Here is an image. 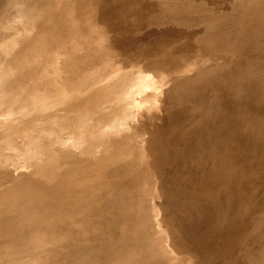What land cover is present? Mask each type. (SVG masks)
Segmentation results:
<instances>
[{"label":"rangeland","instance_id":"rangeland-1","mask_svg":"<svg viewBox=\"0 0 264 264\" xmlns=\"http://www.w3.org/2000/svg\"><path fill=\"white\" fill-rule=\"evenodd\" d=\"M165 1L43 0V15L50 7L70 11L72 16L75 15L76 7H82L81 14H86V18L82 16L81 19L84 30L81 28L82 23L78 21L76 28H72L71 24L70 28L67 25L69 20L65 19V31L68 34H64L73 45L67 56H76L69 60L65 54L68 52L66 42V46L56 42L59 45H51L50 49L45 45L59 33L46 34L37 22L27 24L24 28L15 20H5L6 28H2L4 35L0 34V43L6 42V48L5 45L0 47V264H38L42 261L47 264H86L87 256H102L100 258L104 259L103 264H121V259L142 261L141 264H154L155 260V264H197L198 260L202 264H264V151L262 150L263 154L261 152L264 147V113H260L264 112V97L261 99L264 96V72H260L261 67H264V43L259 45L260 41H264V0H194L188 7H175V4L165 7ZM16 4L13 0L5 12L4 9L0 10V18L16 14L13 13ZM83 9L85 12H82ZM107 14L109 21H102L100 17H107ZM85 22L90 29L85 27ZM173 36L176 37L175 41H172ZM87 39L90 42L91 39L94 40L91 43L94 47ZM22 40L24 41L21 42ZM238 40L245 44L248 41L250 47ZM252 41L253 45L250 44ZM84 44H89L90 49ZM84 46L88 50H84ZM95 48L99 49L95 52ZM58 52L60 54L56 55ZM83 52L87 55L79 56ZM16 55L22 56L23 60L29 58L30 62L21 67L28 78L24 80L23 89H19L21 93L14 95L11 86L14 85L15 73L11 67ZM47 57L51 58V62ZM66 57L71 64H83L85 67L82 68L91 76H82L80 79L82 73L74 71L78 67L73 66L70 71L68 66L61 65L62 59ZM246 58L252 61L248 66L252 63L254 68H248L246 64L249 59ZM236 59L238 63H246L239 66L247 68L244 72L236 64ZM255 60H261L260 68ZM199 61H211L212 63H208L210 66L206 63L211 69L205 63V67L201 65ZM213 61L218 67L230 66L234 71L224 66L223 69H218L215 63V66L212 65ZM219 61H225L228 65H219ZM196 63L202 68L198 65L195 69ZM179 67L182 70L184 68V72ZM214 68L218 71L215 69V72ZM255 69L260 70L259 73L263 75L260 74L258 78L259 73ZM196 70L202 73L198 72L196 75ZM176 71H180L181 75ZM203 73L208 74H205L207 78ZM35 74L48 76L46 79L41 77L44 86L47 82L61 81L60 84L55 83L60 89L56 93L58 96L44 89L42 94L49 92V98L46 93L43 100L36 97L29 102L30 91L24 89L42 91L44 88L39 87V81L34 79ZM64 76L73 80V83L64 80ZM230 78L233 80H229ZM118 87L123 88L124 94L116 92ZM15 97L27 100L16 102ZM129 99L133 100L134 106L121 115L118 108ZM254 108L258 114L254 112ZM251 110L254 111L250 113ZM259 113L263 115V119ZM93 119L94 122L91 121ZM258 120L262 122L260 125ZM214 130H218L217 133ZM235 131L240 133L239 136H234ZM194 144H199L196 145L198 148H194ZM223 148L226 152L221 150ZM250 154L253 157H248ZM257 154V159L261 158V161L256 159ZM252 158L256 164L250 161ZM251 163L255 164L251 166V170L254 171L258 164L257 167L263 166L262 170L259 168L263 172H258L260 170L257 167L258 171L255 170L254 174L247 171L246 168L248 166L249 169ZM225 166H228L227 169L232 167L228 182L231 180L234 184L230 181V186L226 185L228 170L224 169ZM218 170L227 175L224 178L223 172L220 173L222 176L218 174L219 181L224 178L222 181L227 183L224 185L222 182L224 189L213 197L214 192L211 194L208 187H211L214 180L215 185L212 186L221 187L217 174L215 176ZM110 175L113 177L110 178ZM233 175L235 177H231ZM237 175L238 181L235 180ZM117 180L120 181L118 184ZM122 184L126 185L125 189H122ZM204 184L210 192L207 193L208 197L205 194L204 198H181L180 194L183 192L194 187V191L200 190L197 187H204ZM118 185L122 187L119 188ZM179 185L182 192H178ZM115 186L121 190L120 193L117 189L114 190ZM176 190L178 197L174 193ZM116 191L122 201L116 198ZM163 191H166L163 195L167 197L162 195ZM169 191L174 194H166ZM187 193L189 194H185ZM173 196L176 200L169 199ZM125 197L127 201H123ZM193 200L195 208L204 206L207 211L203 209L201 215L196 211L198 208L195 210L194 207L179 211L181 206ZM208 200L211 202H208L209 205L206 203ZM113 201H119V205ZM235 203L234 211L227 213L224 208L229 205L228 211L232 210ZM117 207L123 209L118 211ZM169 223L171 227L167 229ZM144 227H148L151 233ZM192 227H196L197 232L192 230L193 233L190 234ZM133 230L141 233L135 235L138 240V243L134 242L137 243V250H133L129 256L126 247H129L127 241L134 238L131 236L135 233ZM146 231L148 234L155 233L150 237L153 236L159 242L148 237ZM112 234L118 238H114ZM140 234L144 235L141 237ZM145 237L147 241L148 238L150 240L147 242ZM109 238H112L113 243L110 242V246L104 248L102 244H107ZM88 240L92 241L91 245H88ZM169 240L178 246L179 255L173 250ZM37 241L44 246H38ZM57 243L63 245L59 246ZM163 245L167 255L163 254ZM49 247H56V251L59 250L57 255L63 250L64 254L56 257L52 252H45ZM130 247L134 248L132 244ZM155 247L157 250L153 249ZM1 258L6 259L4 261L7 263L1 261Z\"/></svg>","mask_w":264,"mask_h":264},{"label":"bare ground","instance_id":"bare-ground-1","mask_svg":"<svg viewBox=\"0 0 264 264\" xmlns=\"http://www.w3.org/2000/svg\"><path fill=\"white\" fill-rule=\"evenodd\" d=\"M12 1H13V0H0V10L4 9V12H5V11H6V7H8V5H10ZM97 1H100V0H97ZM221 1H222V0H221ZM15 2H16L17 4H16V6H15V10H14L13 13L16 12V14H13V15H10V16L7 14L8 16L5 15V16H2V18H0V34H1V36L4 35V32H3L4 30H3L2 28H6V27L4 26V25H5V24H4L5 20L7 21V20L10 19V22H11V21L13 22V20H15L16 23L20 24V26H21V27H24V28L27 27V24L29 25V24H33L34 22H37V24L41 27V29H42V31H43L44 33H46V34L59 33L58 36H56L55 38H52L51 40H49V41L47 42V44H45V45L47 46V48L49 47V49H50V46H51V45H54V46L56 47V46H58L59 44H62V46H64V45L66 44V45H68L67 50H66V51H68V52L65 53V54H66V56L70 54V51H69V50L73 47V45H72V43H69V42H70V41H69L70 38H69L68 36H65L64 33H67V32H68V31L66 32L65 29H67V25L70 27V24H71V27H72V28H76V26H77V21H78V23H82L81 21H83V20H81V19H83V17L86 18V17H85L86 14L83 13V14L85 15V16H83V15L81 14V12H80V10H81L82 7H76V10H75V12H74V13H75L74 16H72V14L70 13V11H65V10H63V9H59V7H50V8L45 12V14L43 15V13H42V8H43V7H42V2H43V0H15ZM193 2H194V0H166V1L164 2V6H165V7H170V4H175V7H188V6H189L190 4H192ZM222 2H223V1H222ZM226 2H227V0H226ZM251 2H252V1H251ZM219 3H220V2H219ZM249 3H250V2H249ZM263 3H264V2H263ZM260 4H261V2H260ZM245 5H247V4H245ZM245 5H244V6H245ZM257 5H258V4H257ZM215 6H216V4H215ZM242 6H243V5H242ZM263 6H264V5H263ZM263 6H262V7H263ZM136 7H137V6H136ZM160 7H161V6H160ZM248 7H249V6H248ZM262 7H261V8H262ZM88 8H89V7H88ZM97 8H98V7H97ZM117 8H118V7H117ZM130 8H132V7H130ZM133 8H134V7H133ZM145 8H146V7H145ZM150 8H151V7H150ZM240 8H241V7H240ZM255 8H256V6H255ZM258 8H259V7H258ZM102 9H103V8H102ZM108 9H109V8H108ZM147 9H148V8H147ZM250 9H251V8H250ZM256 9H257V8H256ZM99 10H100V9H99ZM104 10H105V9H104ZM155 10H156V9H155ZM155 10H154V11H155ZM161 10H162V9H161ZM161 10H160V11H161ZM263 10H264V9H263ZM95 11H96V9H95ZM97 11H98V10H97ZM110 11H111V10H110ZM133 11H134V10H133ZM245 11H246V10H245ZM82 12H85L84 9H83ZM8 13H9V12H8ZM136 13H137V12H136ZM155 13H156V12H155ZM98 14H99V13H98ZM98 14H97V16H98ZM101 14L103 15L104 12H103V13H100L99 16H101ZM108 14H109V13H108ZM108 14H107V17H106V15H105L104 17H100V18L102 19V21H106V20H108V18H109V17H108ZM117 14H119V13H117ZM140 14H141V13H140ZM89 15H91V14H89ZM120 15H121V14H120ZM82 16H83V17H82ZM94 16H95V14H94ZM94 16H92V17H94ZM112 16H113V15H112ZM114 16H115V15H114ZM136 16H137V15H136ZM87 17H88V16H87ZM89 18H91V17H89ZM97 18H98V17H97ZM65 19L69 20V22H68L67 25L65 24V23L67 22ZM87 19H88V18H87ZM87 19H85L84 21H86ZM1 20H2V21H1ZM93 20H95V19H93ZM99 20H100V19H99ZM64 21H65V22H64ZM72 21H74V22H72ZM87 21H88V23H89V20H87ZM87 21H86V22H87ZM108 21H109V20H108ZM135 21H136V20H135ZM86 22H85V24H86ZM96 22H97V21H96ZM106 22H107V21H106ZM98 23H99V22H98ZM90 24H91V22H90ZM132 24H133V23H132ZM82 25L84 26V24H83V23L81 24V28H83V30H84L85 28L82 27ZM244 25H245V24H244ZM260 25H261V24H260ZM73 26H74V27H73ZM86 26H87V27H86ZM261 26H262V25H261ZM261 26H260V28H261ZM263 26H264V25H263ZM71 27H70V28H71ZM85 27H86V28H89V26H88L87 24L85 25ZM89 29H90V28H89ZM212 29H213V27H212ZM212 29H211V30H212ZM256 29H257V28H256ZM119 30H120V29H119ZM262 30H263V29H262ZM85 31H86V30H85ZM89 31H90V30H89ZM242 31H244V30H242ZM242 31H241V33H242ZM43 32H42L41 34H43ZM78 32H79V31H78ZM114 32H115V31H114ZM169 32L171 33L172 31H169ZM25 33H26V32H25ZM75 33H76V32H75ZM96 33H97V32H96ZM120 33H121V31H120ZM170 33H169V34H170ZM172 33H173V32H172ZM181 33H182V32H181ZM228 33H229V32H228ZM230 33H231V32H230ZM230 33H229V34H230ZM27 34H28V33H27ZM67 34H68V33H67ZM84 34H85V33H84ZM84 34H83L82 36H84ZM109 34H111V33H109ZM113 34H114V33H113ZM116 34H117V33H116ZM178 34H179V33H178ZM178 34H176V36H177ZM248 34H249V33H248ZM263 34H264V33H263ZM88 35H89V34H88ZM90 35H92V34H90ZM94 35H95V34H94ZM111 35H112V34H111ZM111 35H110V36H111ZM173 35H174V33H173ZM64 36H65V37H64ZM113 36H114V35H113ZM117 36H118V34H117ZM117 36H116V37H117ZM119 36H120V35H119ZM178 36H179V35H178ZM178 36H177V37H178ZM180 36H181V34H180ZM183 36H184V33H183ZM183 36H182V37H183ZM229 36H231V35H229ZM229 36H228V37H229ZM240 36L243 37L242 34H241ZM240 36H239V37H240ZM244 36H245V35H244ZM246 36H247V35H246ZM260 36H261V35H260ZM21 37H25V36L21 35ZM77 37L79 38V36H77ZM85 37H86V36H85ZM85 37H84V38H85ZM95 37H96V36H95ZM97 37H98V36H97ZM116 37H115V39H116ZM164 37H165V35H164ZM173 37H174V36H173ZM223 37H224V36H223ZM237 37H238V36H237ZM241 37H240V38H241ZM256 37H257V36H256ZM256 37L254 38V40L256 39ZM263 37H264V35H263ZM86 38H88V37H86ZM109 38H110V37H109ZM117 38H118V37H117ZM119 38H120V37H119ZM166 38H167V35H166ZM175 38H176V37H174V38L172 39V41H173ZM178 38H179V37H178ZM224 38H225V37H224ZM224 38H223V39H224ZM244 38H246V37H244ZM25 39H26V37H25ZM95 39H96V38H95ZM110 39H111V38H110ZM167 39H168V38H167ZM179 39H180V38H179ZM181 39H182V38H181ZM214 39H215V38H214ZM250 39H251V38H250ZM67 40H68L69 42H68ZM87 40H88V42H90L89 39H87ZM92 40H93V39H91V42L89 43L90 45H91V43H92ZM162 40H163V39H162ZM164 40H166V39H164ZM169 40H170V39H169ZM228 40H229V39H228ZM23 41H24V40H22L21 42H23ZM71 41H72V40H71ZM93 41H94V40H93ZM101 41L103 42V39H101ZM109 41H110V40H109ZM111 41H112V39H111ZM166 41H167V40H166ZM174 41H175V40H174ZM238 41H239L240 43H244V46H246V44H247V42H248V41L246 40L247 42H246V44H245V42H242V41H240V40H238ZM243 41H244V39H243ZM54 42H55V43H54ZM56 42L59 43V44H57ZM65 42H66V43H65ZM84 42L86 43L87 41H84ZM88 42H87V43H88ZM167 42H169V41H167ZM230 42H232V41H230ZM236 42H237V41H236ZM53 43H54V44H53ZM64 43H65V44H64ZM81 43H82V41H81ZM97 43H98V42H97ZM97 43H96V44H97ZM99 43H100V41H99ZM99 43H98V44H99ZM114 43H115V42H114ZM114 43H113V44H114ZM260 43H261V45H262V44L264 43V41H263V42L260 41V42H259V45H260ZM5 44H6V42H5V43H4V42H3V43H0V47L3 46V45H5ZM63 44H64V45H63ZM73 44H74V42H73ZM79 44H80V43H79ZM89 44H88V45H89ZM93 44H94V43H93ZM96 44H95V45H96ZM118 44H119V42H118ZM229 44H231V43H229ZM235 44H236V43H235ZM250 44L253 45V41H252ZM66 45H65V46H66ZM84 45L86 46L87 44H84ZM88 45H87V47L89 48L90 45H89V46H88ZM100 45H101V43H100ZM110 45H111V43H110ZM115 45H116V44H115ZM207 45H208V44H207ZM218 45H219V44H218ZM222 45H223V44H222ZM237 45H238V44H236V46H237ZM248 45H249V44H247V47H248ZM252 45H251V46H252ZM261 45H260V46H261ZM85 46H84V50L86 49ZM91 46L94 47V45H91ZM101 46H102V45H101ZM103 46H104V45H103ZM112 46H113V45H112ZM118 46H119V45H117V47H118ZM244 46H240V47L245 48ZM260 46H259V47H260ZM38 47H40V46L38 45ZM98 47H99V46H98ZM106 47H107V46H106ZM110 47H111V46H110ZM113 47H114V46H113ZM117 47H116V48H117ZM219 47H220V46H219ZM231 47H233V44L231 45ZM237 47H238V46H237ZM249 47H250V45H249ZM4 48H6V45L4 46ZM75 48H76V47H75ZM82 48H83V46H82ZM91 48H92V47H91ZM118 48H119V47H118ZM209 48H210V47H209ZM212 48H213V47H212ZM44 49H45V47H44ZM51 49H52V48H51ZM79 49H80V47H79ZM89 49H90V48H89ZM98 49H99V48H98ZM98 49L95 48V49H93V50L96 52V50H98ZM119 49H120V48H119ZM222 49H223V48H222ZM227 49H228V43H227ZM230 49H231V48H230ZM230 49H229V50H230ZM234 49H235V48H234ZM59 50H60V49H59ZM64 50H65V49H64ZM86 50H88V49H86ZM100 50L102 51V49H100ZM100 50H99V51H100ZM114 50H115V49H114ZM117 50H118V49H117ZM40 51H41V50H40ZM44 51H45V50H44ZM44 51H43V52H44ZM61 51H62V50H61ZM66 51H65V52H66ZM101 51H100V52H101ZM118 51H119V50H118ZM215 51H217V50H215ZM54 52H55V51H54ZM56 52H57V51H56ZM71 52H72V50H71ZM95 52H94V53H95ZM104 52H105V51H104ZM218 52H219V49H218ZM227 52H228V51H227ZM37 53L40 54L39 52H37ZM51 53H52V51H51ZM51 53H50V54H51ZM83 53H84V52H83ZM91 53H92V52H91ZM101 53H102V52H101ZM121 53H122V52H121ZM123 53H124V52H123ZM225 53H226V52H225ZM41 54H42V53H41ZM44 54H45V53H44ZM57 54H60V53L58 52V53H56V55H57ZM65 54H64V55H65ZM71 54H72V53H71ZM84 54H85V55H84ZM84 54H82V55L79 54V56H86V55H87L86 52H85ZM89 54H90V53H89ZM89 54H88V55H89ZM42 55H43V54H42ZM42 55H41V56H42ZM46 55H48V54H46ZM46 55H45V56H46ZM92 55H93V53H92ZM254 55H255V54H254ZM254 55H253V57H256L258 54H257L256 56H254ZM60 56H61V55H60ZM70 56H71V57H70ZM70 56H67L68 59H67V57H66V58H63V59L61 58V59L64 61V62L61 61V62H62L61 65L65 64L66 67L68 66L67 68H69L70 71L73 70V66H74V67H78V70H77V69H74V71L76 70L75 72H76L77 74L82 73V74H80V76H79L80 79H82V76H83V77L88 76V75L91 76L90 74H86V73H88V72L85 70V68H82V67L84 66L83 64H71V63L67 62V60H69V59H71V58H76V56H75V55L73 56V54L70 55ZM79 56H78V57H79ZM223 56H226V55H222V57H223ZM52 57H53V56H52ZM64 57H65V56H64ZM216 57H217V56H216ZM250 57H251V56H250ZM250 57H249V58H250ZM258 57H259V56H258ZM21 58H22V59H21ZM38 58H39V56H38ZM40 58H41V57H40ZM47 58H49L50 61H49V59H48V60H46L45 58H44V59H45L46 61L51 62V58H50V57H47ZM54 58H55V57H54ZM54 58H53L52 60H54ZM81 58H82V57H81ZM81 58H80V59H81ZM199 58H200V57H199ZM199 58H198V59H199ZM249 58H248V59H249ZM44 59H43V60L41 59V60L44 61ZM66 59H67V60H66ZM208 59H209V58H208ZM211 59H212V58H211ZM211 59H209V60H211ZM220 59H221V58H220ZM231 59H233V58H231ZM241 59H242V58H241ZM248 59L246 58V60H248ZM250 59H251V58H250ZM250 59L248 60L247 64H246L245 62H241V63H243V64L245 63V64L248 66V63H249L251 60H253V59H251V60H250ZM257 59H258V58H257ZM10 60H11V59H10ZM56 60H57V59H56ZM56 60H55V61H56ZM196 60H197V59H196ZM201 60H202V59H201ZM212 60H213V59H212ZM212 60H211V61H212ZM217 60H218V59H217ZM217 60H215V61L217 62ZM28 61L30 62V59H29V58H28V59L25 58V60H23V57L20 56V55H16V57H14V59H13V62H12V63H13V66H12L11 68L14 70V73H15V81H14V85H13V87L11 86V90H12V92L14 93V95L17 94V92H20L19 89H20V90L23 89V86L25 85V84H24V83H25L24 80H26V79L28 78V76H27V74H26V71H25L24 69L21 68V67H23V65H25V63L28 62ZM82 61H83V60H82ZM202 61H203V60H202ZM211 61H210V62H206L207 65H208V63H209V64L212 63ZM220 61H221V60H220ZM220 61H219V62H220ZM222 61H223V58H222ZM236 61H237L236 64H239V65H238V67H239L241 63H240V62L238 63V60H237V59H236ZM243 61H245V60H243ZM259 61H261V60H259ZM259 61L256 62V60H255V62L258 63V67H259V63H260ZM44 62H45V61H44ZM52 62H53V61H52ZM71 62H72V61H71ZM77 62H78V61H77ZM196 62H197V61H196ZM199 62L201 63V61H199ZM227 62H230V61H228V58H227ZM251 62H252V61H251ZM41 63H42V62H41ZM59 63H60V62H59ZM74 63H75V62H74ZM204 63H205V62H204ZM204 63H201V65H202V64L204 65ZM206 63H205V65H206ZM214 63H215V62L213 61V64H212V65H214ZM221 63H225V65L227 64V63L224 61V62H220L219 65H222ZM233 63H234V62H233ZM233 63H232V64H233ZM253 63H254V62H253ZM46 64H47V63H46ZM49 64H50V63H49ZM84 64H85V63H84ZM196 64H197V63H196ZM217 64H218V63H217ZM234 64H235V63H234ZM234 64H233V65H234ZM261 64H262V63H261ZM181 65H182V63H181ZM198 65H199V63L197 64V66H196L195 69H197L199 66L201 67V65H199V66H198ZM205 65H204V67H205ZM207 65H206V66H207ZM215 65H216V63H215ZM215 65H214V66H215ZM227 65H228V64H227ZM229 65L232 66V65H231V62H230ZM253 65L256 66L257 64H256V65L253 64ZM71 66H72V68H71ZM182 66H183V65H182ZM208 66H210V65H208ZM208 66H207V68H208V69H211V67H208ZM214 66H212V67H214ZM222 66H224V65H222ZM222 66H221V67H222ZM230 66H228V67L224 66V67L227 68V69L230 68V69H232V70L234 71V69L231 68ZM234 66H235V65H234ZM249 66H250V67H249ZM249 66H248V68H251V67L254 68V67L252 66V63H251V65H249ZM262 66H264V65L262 64ZM43 67H44V66H43ZM45 67H47V66H45ZM48 67H49V66H48ZM53 67H55V66H53ZM59 67H60V66H59ZM62 67H63V66H62ZM62 67H61V68H62ZM84 67H85V66H84ZM159 67H160V66H159ZM167 67H168V66H167ZM204 67H203V68H204ZM216 67H218V65H216ZM221 67H218V69L221 68ZM224 67H222L221 69H223ZM238 67H236V68H238ZM258 67H256V68H258ZM260 67H261V66H260ZM260 67H259V68H260ZM49 68H50V67H49ZM57 68H58V67H57ZM64 68H65V67H64ZM67 68H65V69L67 70ZM79 68H80V69H79ZM81 68L84 69V70H81ZM180 68H181V67H179V69H180ZM201 68H202V67H201ZM236 68H235V70H236ZM239 68H241V69L243 68V69H242V70H243L242 72H244V69H245L246 67H239ZM252 68H251V69H252ZM62 69H63V68H62ZM215 69L217 70V68H214V71H215ZM241 69H240L239 71H241ZM246 69H247V68H246ZM261 69H262V71H260V70H259V71L263 73V72H264V71H263V70H264V67H263V68L261 67ZM60 70H61V69H60ZM69 70H67V71H69ZM180 70H182V69H180ZM183 70H184V68H183ZM183 70H182V71H183ZM200 70H201V69H200ZM202 70H203V69H202ZM224 70H226V69H224ZM224 70H221V71H224ZM248 70H249V69H248ZM255 70H257V69H255ZM47 71H48V70H47ZM51 71H53V70L51 69ZM62 71H63V70H62ZM92 71H93V70H92ZM95 71H96V69H95ZM95 71H94L93 73H95ZM204 71H207V70H204ZM217 71H218V70H217ZM217 71H215V72H217ZM221 71H219V72H221ZM250 71H252V70H250ZM250 71H249V72H250ZM257 71H258V70H257ZM259 71H258L257 73H259ZM65 72H66V71H65ZM174 72H175V71H174ZM183 72H184V71H183ZM195 72H196V75H198V72L200 73L201 71L196 70ZM215 72L213 73L214 75H215ZM236 72H237V71H236ZM236 72H235V73H236ZM242 72H241V73H242ZM253 72H254V70H253ZM253 72H252V73H253ZM255 72H256V71H255ZM43 73H44V72H43ZM58 73H59V72H58ZM58 73H57V74H58ZM60 73H61V72H60ZM62 73H63V72H62ZM89 73H91V72H89ZM176 73H177V71H176ZM178 73L181 75V72H180V71H179ZM178 73H177V74H178ZM201 73H202V72H201ZM209 73H211L210 70H209ZM222 73H223V72H222ZM222 73H221V74H222ZM224 73H225V72H224ZM247 73H248V72H247ZM252 73H250L251 76H252ZM257 73H256L255 75H257ZM262 73H259V74L257 75V77H258L260 74L263 75ZM41 74H42V73H41ZM41 74H35V75H34V79L37 80V81H39V83H40V84H38L39 87H43V86H44V84H42V78H41V77L44 76V74H43V76H41ZM48 74H49V73H48ZM48 74H47V75H48ZM55 74H56V73H55ZM91 74H92V73H91ZM205 74H207V73H205ZM205 74L203 73L204 76H206ZM216 74H217V73H216ZM250 74H246V75H250ZM253 74H254V73H253ZM52 75H54V74H52ZM182 75H184V74L182 73ZM201 75H202V74L199 75V78L202 77ZM207 75H208V74H207ZM211 75H212V74H211ZM211 75H209V76H211ZM227 75L229 76V74H227ZM234 75H235V74H234ZM234 75H233V76H234ZM240 75H242V74H240ZM244 75H245V73H244ZM48 76H50V74H49ZM48 76H46V77L48 78ZM200 76H201V77H200ZM212 76H213V75H212ZM222 76H223V74H222ZM236 76H238V75H236ZM251 76H249V77H251ZM46 77H43V79H46ZM56 77H57V76H56ZM62 77H63V76H62ZM64 77H65L64 80H66L67 82H68V81H71V82L73 83V80L69 79V78L66 77V76H64ZM181 77H182V79H183V76H181ZM196 77H197V76H196ZM226 77H227V76H226ZM241 77H243V76H241ZM246 77H247V76H246ZM249 77H248L247 80L250 79ZM253 77H254V76H253ZM257 77L255 76V79H256ZM260 77H261V76H260ZM58 78H60V76H59ZM178 78H179V76H178ZM187 78H188V77H187ZM191 78H192V77H191ZM204 78H205V77H204ZM206 78H207V76H206ZM212 78H213V77H212ZM234 78H235V77H234ZM238 78H239V77H238ZM258 78H259V77H258ZM262 78H264V77H262ZM180 79H181V78H180ZM188 79H190V78H188ZM192 79H193V78H192ZM192 79H191V80H192ZM213 79H214V78H213ZM226 79H227V78H226ZM252 79H253V78H252ZM12 80H13V78H12ZM47 80H48V79H47ZM61 80H62V79H61ZM196 80H197V79H196ZM199 80H200V79H199ZM202 80H203V77L201 78V81H202ZM227 80H228V79H227ZM229 80H233V79L230 78ZM260 80H261V78H260ZM49 81H51V80L49 79ZM54 81H55V80H54ZM159 81H160V80H159ZM163 81H164V80H162V82H163ZM181 81H182V80H181ZM184 81H185V80H184ZM194 81H195V80H194ZM223 81H224V80H223ZM254 81H255V80H254ZM263 81H264V79H263ZM57 82H58V81H57ZM57 82L55 81V83H57ZM71 82H70V84H72ZM172 82H173V81H172ZM261 82H262V81H261ZM44 83H45V82H44ZM55 83H53V81H52V83H51V82H50V83L47 82V84L44 86V88L42 89V91H39V90H37V89H35L34 91H32V90H30V88H29V89H24V90H26L27 92H29V91L31 92V93L29 92V95H28V96H29V97H28L29 99H28V101H29V102L34 101V99H35L36 97H39V98H40V101H41V100H43L44 98H46V97H45L46 93H47V96H48V98H49V95H48L49 92H51V93H53V94L56 95V93L58 92V89H59V87H58L59 85L56 86ZM58 83H59V82H58ZM60 83H61V81H60ZM60 83H59V84H60ZM64 83H65V82H64ZM163 83H164V82H163ZM168 83H169V82H168ZM189 83H190V81H189ZM196 83H197V82H196ZM48 84H51V85H48ZM54 84H55V86H54ZM62 84H63V82H62ZM68 84H69V83H68ZM68 84H66V86H67ZM70 84H69V85H70ZM164 84H165V83H164ZM215 84H216V83H215ZM69 85H68V86H69ZM63 86H65V85H63ZM68 86H67V87H68ZM71 86H72V85H71ZM162 86H164V85H162ZM209 86H210V85H209ZM57 87H58V88H57ZM31 88H32V86H31ZM60 88H61V86H60ZM160 88H162V87H160ZM44 89H45V90H44ZM46 89L49 90V92H45V94H42L43 90L46 91ZM62 89H63V88H62ZM59 90H60V89H59ZM163 90H164V89H163ZM262 90H263V89H262ZM262 90H261V91H262ZM27 92H26V93H27ZM59 92H60V91H59ZM63 92H64V91H63ZM116 92L119 93V94H124V90H123V88H121V87H118V88L116 89ZM199 92H200V91H199ZM262 92L264 93V91H262ZM262 92H261V94H262ZM20 93H21V92H20ZM14 95L12 94V96H14ZM50 95H51V94H50ZM4 96H5V95H4ZM4 96H3V97H4ZM53 96H54V95H53ZM56 96H58V95H56ZM51 97H52V96H51ZM260 97H261V95H260ZM260 97L258 98L259 100H260ZM263 97H264V96L262 95L261 99H263ZM15 98L17 99L16 102H18V101H20V100H24V101L27 100L26 98H24V99H20V98H18V97H15ZM0 99H1V98H0ZM2 99H3V98H2ZM91 99H92V98H91ZM135 100H136V99H135ZM259 100H258V101H259ZM0 101H1V100H0ZM250 103H251V102H250ZM255 103H256V102H255ZM257 103H258V105H260L259 102H257ZM246 104H247V103H245V105H246ZM253 104H254V102H253ZM253 104H251V105H253ZM247 105H248V104H247ZM120 106H121V108H120ZM120 106H119L118 110H119V109L121 110L120 112H121V115H122L123 113H125V111H127L129 108H131V107L134 106V102H133V100L129 99V100H126V101H125L122 105H120ZM248 106H249V105H248ZM249 107H252V106H249ZM263 107H264V106H263ZM137 108H138V107H137ZM247 108H248V107H247ZM255 108H257V104H256ZM255 108H254V109H255ZM259 108H260V107H258V109H259ZM261 108H262V107H261ZM248 109H249V108H248ZM259 110H260V109H259ZM263 110H264V108H263ZM252 111H254V110H251L250 113H252ZM261 111H262V109H261ZM117 112H118V111H117ZM254 112H256V109H255ZM257 112H258V111H257ZM257 112H256V113H257ZM260 113L263 114L264 112H260ZM260 113H259V114H260ZM155 114H156V113H155ZM253 114H255V113H253ZM257 114H258V113H257ZM257 114H255V115H257ZM262 114H260L261 117H262L261 119H263V115H262ZM255 115H253V116H255ZM260 115H259V116H260ZM153 116H154V115H153ZM232 116H233V115H232ZM232 116H231V117H232ZM259 116H258V117H259ZM92 117H93V116H92ZM92 117H91V118H92ZM117 117H118V116H117ZM120 117H121V116H120ZM151 117H152V116H151ZM233 117H234V116H233ZM258 117H257V118H258ZM88 119H89V117L87 118V120H88ZM87 120L85 119L84 121H87ZM233 120H234V119H233ZM236 120H237V118H236ZM259 120H260V119H259ZM259 120H258V122H259V125H260V124L262 123V122L260 123V121H262V120H260V121H259ZM88 121H89V120H88ZM91 121L94 122V119L91 120ZM234 121H235V120H234ZM89 123H90V122H89ZM89 123H87V124H89ZM85 124H86V122H85ZM90 125H91V123H90ZM92 126H94V125H92ZM87 127H89V125H88ZM125 127H126V126H125ZM125 127H124V128H125ZM89 128H91V127H89ZM94 128H96V127L94 126ZM216 128H217V127H216ZM218 130H219V129H218ZM218 130H216V131L214 130V131H215L214 133H217ZM211 131H212V130H211ZM219 131H220V130H219ZM240 131H242V130H240ZM234 133H235L234 136L236 135V137H237V135L239 136V134H240V133L238 134L236 131H235ZM236 133H237V134H236ZM211 134H213V133H211ZM211 134H210V136H212ZM213 136H214V135H213ZM215 136H216V135H215ZM32 137H33V136H32ZM34 137H35V136H34ZM198 142H199V141H198ZM198 142L196 141V143H198ZM196 145H197V144H196ZM196 145L194 144V148H195ZM198 145H199V144H198ZM198 145H197V146H198ZM197 146H196V148H198ZM221 150H223V152H224V151L226 152V150H225L224 148L221 149ZM262 150L264 151V147L261 148V152H262ZM218 152H219V151H218ZM218 152H217V154H218ZM223 152L221 151V153H223ZM215 154H216V152H215ZM258 154H259V153H258ZM258 154L255 155L256 159H257ZM262 154H263V152H262ZM219 155H220V154H219ZM216 156H218V155H216ZM216 156H215V157H216ZM260 156H262V155L260 154ZM260 156H259V157H260ZM213 157H214V156H213ZM218 157H219V156H218ZM248 157H250V158L253 157V154H252V155L250 154V156H248ZM250 158H249V159H250ZM90 159H91V158H90ZM219 159H220V158H219ZM256 159H255V160H256ZM258 159L260 160L261 158H258ZM258 159H257V160H258ZM262 159H264V154H263V158H262ZM262 159H261V160H262ZM236 160H237V159H236ZM253 160H254V159L252 158L250 161H253ZM259 160H258V161H259ZM261 160H260V161H261ZM212 161H213V159H212ZM214 161H216V163L218 162V160H214ZM226 161H230V160H226ZM258 161H257V163L259 164ZM263 161H264V160H263ZM222 162H224V161H222ZM233 162L235 163V160H234ZM253 162H254V161H253ZM255 162H256V161H255ZM255 162H254V163H255ZM219 163H220V161H219ZM219 163H218V164H219ZM226 163H227V162H226ZM228 163H230V162H228ZM262 163H263V162H262ZM262 163H261V164H262ZM218 164H216V165L219 166ZM220 164L223 165V163H220ZM248 164H249V163H248ZM255 164H256V163H255ZM255 164H254V165H255ZM258 164H257V165H258ZM141 165H142V164H141ZM224 165H225V164H224ZM230 165L233 167L232 164H230ZM252 165H253V164L251 163L250 168L247 169L248 166H247V168H246L247 171H248V170H249V171H252V173H253V172L255 173V170H257V168H258V169H259V168L261 169V166H262V165H260V166L257 167V165H256L257 168L254 167L255 170L253 171V170H251V166H252ZM254 165H253V166H254ZM217 166H216V167H217ZM228 166H229V165H228ZM228 166H227V167H228ZM104 167H105V166H104ZM227 167L225 166L224 169H225V168L227 169ZM232 167H229V169H227L228 171L225 169V170L228 172V173L226 172L227 175L229 174V172H230V170H231ZM118 168H119V167H118ZM219 168H222V166L219 167ZM262 168H263V166H262ZM107 169H108V168H107ZM107 169H106V171H107ZM260 169H259V170H260ZM221 170H222V169H221ZM232 170H233V169H232ZM246 170H245V171H246ZM261 170H262V169H261ZM261 170H260V171L257 170V171H258V172H263V171H261ZM214 171H215V169H214ZM219 171H220V170L217 171L218 173H215V176H216V174H217L216 178H217L218 181H219V179H220V177L218 176V174L222 176V174H220V173H221V172L224 173V171H221L220 173H219ZM233 171H234V170H233ZM101 172H102V171H101ZM120 173H121V172H120ZM231 173H232V172H231ZM231 173H230V174H231ZM254 173H253V174H254ZM105 174H107V173H105ZM105 174H104V175H105ZM116 174H117V173H116ZM67 175H68V174H67ZM223 175H225L224 178H226L227 175H226L225 173H224ZM65 176H66V175H65ZM88 176H89V175H88ZM90 176H91V172H90ZM116 176H117V175H116ZM212 176H213V175H212ZM229 176H230V175H228V177L226 178V179H227V180H226L227 182H228V178H229ZM62 177H63V175H62ZM109 177L111 178V177H113V176L110 175ZM218 177H219V179H218ZM231 177H235V176L233 175V176H231ZM114 178H117V177H114ZM114 178L112 179V181L115 180ZM120 178H121V177H120ZM214 178H215V177H214ZM214 178H213L212 180H214ZM224 178H222V180H223ZM83 179H84V178H83ZM88 179H89V178H88ZM229 179H230V178H229ZM233 179H235V178H233ZM237 179H239V178H238V175H237V177H236L235 180H237ZM217 180H216V182H217ZM222 180L219 181L221 187L217 185V184H219V183L216 184V185L218 186V188H216L215 186H212L213 184L215 185V180H214V183L211 185V187H215V188H214V189H211V187H208L209 190H210V192H211V194H213V192H214V195H212L213 197L216 195L215 193H218V192H220V191H222V190L224 189L225 186L222 187V186H223V185H222V182H223L225 179H224L223 181H222ZM108 181H109V180H108ZM118 181H119V180L116 181V184H118ZM230 181H231V180H230ZM230 181H229L228 183L226 182L227 184L224 183V182H223V183H224V185H225V184H226V185H229ZM237 181H238V180H237ZM237 181H235V183H236ZM119 182H120V181H119ZM212 182H213V181H212ZM231 182H232V181H231ZM233 182H234V181H233ZM233 182H232V184H234ZM59 183H60V182H59ZM106 184H107V183H106ZM119 184H120V183H119ZM180 184H181V183H180ZM182 184H183V183H182ZM230 184H231V183H230ZM60 185H61V184H60ZM122 185H123V184H122ZM184 185H185V184H184ZM123 186H124V188H122V189H125V186H126V185H123ZM205 186H206V184H204V187L202 186L203 188L198 186L197 188H200V190H196V189H195V191H194L193 189H194L195 187L192 188V189H190L191 191H194V192H192V193H190L191 191L188 189L189 191H186V192H189V194H188V193L185 194L186 192H183L185 195H183V193L180 194V195H182L181 198H183V197H185V196H192L190 199H197V198H200L201 196H203V198H204V197H206L207 193H208V194L210 193L209 191H207L208 188L205 187ZM208 186H209V184H208ZM229 186H230V185H229ZM229 186H227V188H228ZM118 187L120 188V187H122V186H119V185H118ZM118 187L115 186V189H114V190H116ZM179 187H180V185L178 186V188H179ZM183 187H184V186H183ZM181 188H182V187H181ZM205 188H206V190H205ZM179 189H180V188H179ZM114 190H113V191H114ZM149 190H150V189H149ZM180 190H181V191H180ZM180 190H179L178 192H182V189H180ZM186 190H187V189H186ZM117 191L119 192V191H121V190H118V189H117ZM117 191H116V198L121 200L122 198H120V194H119L120 192L118 193ZM184 191H185V189H184ZM97 192H98V191H97ZM165 192H166V191H165ZM165 192L163 191V192H162V195H163V193H165ZM169 193H173V192H172V191H171V192L169 191V192L166 193V194L170 195ZM174 193H175V195L179 194V193H177V190L174 191ZM174 193H173V194H174ZM176 193H177V194H176ZM117 194H119V196H118ZM121 194H122V192H121ZM123 194H124V193H123ZM205 194H206V195H205ZM114 195H115V194H114ZM124 195L126 196V194H124ZM204 195H205V196H204ZM52 196H53V195H52ZM117 196H118L119 198H118ZM122 196H123V195H122ZM163 196H166V195H163ZM171 196H172V195H171ZM212 196H210V197H212ZM114 197H115V196H114ZM166 197H167V196H166ZM176 197H178V195H177ZM207 197H208V195H207ZM116 198H113V200L116 201V200H117ZM123 198H124V197H123ZM138 198H139V197H138ZM138 198H137V199H138ZM143 198H144V197H143ZM164 198H165V197H164ZM168 198H169V197H168ZM181 198H180V196H179V199H181ZM201 198H202V197H201ZM165 199H166V198H165ZM169 199L174 200L175 198H174V196H173V198H169ZM169 199L167 200V203H169ZM120 200H119V201H120ZM125 200H126V197H125V199H124L123 201H125ZM172 200H171V201H172ZM175 200H176V199H175ZM236 200H237V199H236ZM119 201H118V203H115L114 201H113V202H114L116 205H119ZM121 201H122V200H121ZM126 201H127V200H126ZM138 201H139V200H138ZM171 201H170V202H171ZM116 202H117V201H116ZM135 202H136V201H135ZM208 202L211 203L210 200H208V201L206 202L207 205H209ZM236 202H237V201H236ZM122 203H123V202H122ZM128 203H129V202H128ZM128 203H126V204H128ZM137 203H138V202H137ZM144 203H145V202H144ZM165 203H166V201H165ZM188 203H189V204H187V205H183V206H181L180 209H179V211L190 210V209H193V207L195 208V206H194V205H195L194 200H193V201H190V202H188ZM206 203H204V204L206 205ZM111 204H112V206H113V203H111ZM123 204H124V203H123ZM129 204H130V203H129ZM134 204H135V203H134ZM138 204H139V203H138ZM138 204H137V205H138ZM236 204H237V203H235V204L232 205V206H234V207L232 208V210L230 209V210L228 211V209H229V207H230L229 205H228L229 207L227 206V207H225L224 209H227V210H226L227 213H228V212L231 213L232 211H234V209H235V207H236ZM116 205H115V206H116ZM115 206H114V208H115ZM121 206H124V205H121ZM125 206H128V205H125ZM135 206H136V205H135ZM138 206H139V205H138ZM196 206H197V205H196ZM109 207H110V206L108 205V207H107L108 210H109ZM128 207H130V205H129ZM128 207H127V208H128ZM203 207H204V206H203ZM203 207L198 206V207L195 208V210L198 208V210H196V211H199V214H200V213H202V210H203V209L205 210V207H204V208H203ZM112 208H113V207H112ZM112 208H111V209H112ZM121 208L123 209V207H121ZM121 208H118V207H117L118 211H119ZM138 208H140V207H138ZM105 209H106V208H105ZM224 209H221V211H223ZM204 210H203V211H204ZM103 211H104V210H103ZM168 211H169V210H168ZM205 211H207V208H206ZM221 211H220V212H221ZM230 211H231V212H230ZM236 212H237V210H236ZM98 213H99V212H98ZM116 213H118V212H116ZM116 213H115V214H116ZM120 213H121V211H120ZM169 213H171V212H169ZM204 213H206V212H204ZM223 214H226V213H223ZM237 214H238V213H237ZM237 214H235V215H237ZM93 215H94V214H93ZM103 215H104V214H103ZM112 215H114V213H113ZM164 215H165V214H164ZM200 215H201V214H200ZM105 216H106V215H105ZM259 218H260V217H259ZM258 223H259V221H258ZM149 224H150V223H149ZM152 224H153V223H152ZM154 224H155V223H154ZM218 225H220V224H218ZM218 225H217V226H218ZM144 226H145V224H144ZM167 226H168V225H167ZM217 226H216V229H217L218 227H220L221 225L218 226V227H217ZM127 227H128V226H127ZM127 227H126V228H127ZM141 227H142V226H140V228H141ZM170 227H171V223H169V227H168L167 229H169ZM126 228H124V229H126ZM131 228L134 229V227H132V226H131ZM135 228H137V227H135ZM138 228H139V227H138ZM144 228H145V227H144ZM193 228H194V227L191 228L190 234L193 233L194 230L197 232V228H196V227H195V229H193ZM145 229L149 230L148 227H146ZM150 229L152 230L153 227L150 228ZM128 230H129V229H127V231H128ZM138 230H140V229H138ZM154 230H155V229H154ZM192 230H193V231H192ZM112 231H113V230H112ZM116 231H117V229H116ZM127 231H126V232H127ZM130 231H131V230H130ZM133 231H134L135 233H133V235H131V236H134V238H132L131 236L128 235V237H131L132 239H129V240L127 239V240H128V241H127V242H128L127 244H129V247H130L131 244L134 246V248L132 247V248H133V249H132L131 247L129 248L128 245H127L126 248H128V249L126 250V253H128L129 256H130V253H133L134 251L137 250V249H136V244L138 243V240H137V238H136L135 235H138L137 233L140 232V231L136 232L135 230H133ZM143 231H144V230H143ZM149 231H150V230H149ZM146 232H147V233H146L147 236L149 235L148 237H150V235H153V236H154V234H155V233H153V234H148V231H146ZM152 232H153V231H152ZM154 232H155V231H154ZM167 232H168V231H167ZM112 233H115V232H112ZM127 233H128V232H127ZM140 233H141V232H140ZM150 233H151V231H150ZM194 233H195V232H194ZM109 234H111V233H109ZM129 234H131V233H129ZM144 234H145V233H144ZM144 234H142V236H143ZM117 235H119L118 232H117ZM122 235H123V234H122ZM122 235H121V236H122ZM125 235H126V234H125ZM168 235H169V234H168ZM111 236H113V234H112ZM111 236H110V237H111ZM114 236H115V234H114ZM114 236H113V237H114ZM119 236H120V235H119ZM140 236H141V234H140ZM142 236H141V237H142ZM153 236H151L152 238L150 237L152 240H153V238H154ZM155 236H156V235H155ZM115 237H117V236H115ZM115 237H114V238H115ZM122 237H123V236H122ZM117 238H118V237H117ZM150 238H148V241L150 240ZM156 238H157V237H156ZM145 239H146V241H147V237H145ZM154 239H155V238H154ZM108 240H109V241H107V244H106V242H103L102 245H103L104 248H108V247L110 246L109 243L111 242L112 238H109ZM113 240H116V239H113ZM140 240H141V239H140ZM140 240H139V241H140ZM143 240H144V239H143ZM88 241H89V242H88V245H91L92 241H91V240H88ZM135 241H137L136 244H134ZM144 241H145V240H144ZM146 241H145V242H146ZM148 241H147V242H148ZM155 241H156V239H155ZM155 241H154V242H155ZM114 242H115V241H114ZM156 242H159V240H157ZM169 242L171 243L170 240H169ZM36 243H37L38 246H40V245H43V246H44V244H43L42 242H40V241H37ZM111 243H113V242H111ZM130 243H131V244H130ZM160 243H161V242H160ZM167 243H168V242H167ZM57 244H58L59 246H62V245H63V243H57ZM115 244H116V243H115ZM142 244H143V243H142ZM157 244H159V243H156V245H157ZM113 245H114V244H113ZM149 245H150V244H149ZM168 245H169V244H168ZM138 246H139V245H138ZM138 246H137V247H138ZM151 246H152V245H151ZM151 246H150V247H151ZM158 246H159V245H158ZM171 246L173 247V250L178 254V253H179L178 246L175 245V244H173V243H171ZM103 247H102V249H103ZM146 247H147V246H145V248H146ZM161 247H162V246H161ZM52 248H53V247H52ZM52 248H50V247H49V248H46L44 251H45V252H48V251H49V252L54 253V255H57L56 252H58L59 250L56 251V250H57L56 247H54L53 249H52ZM162 248L164 249V250H163V252H164L163 254H164V255H167L168 253L166 252V250H165V248H164V245H163ZM162 248H160V249H162ZM181 248H182V247H181ZM183 248H184V247H183ZM110 249H111V248H110ZM135 249H136V250H135ZM139 249H141V248H139ZM142 249H143V248H142ZM153 249H154V250H157L156 247L153 248ZM214 249H215V248H214ZM214 249H213V251H214ZM34 250H35V249H34ZM53 250H54V251H53ZM103 250H104V249H103ZM133 250H134V251H133ZM144 250H145V249H144ZM180 250H181V249H180ZM132 251H133V252H132ZM150 251H151V250H150ZM213 251H212V252H213ZM4 252H5V251H4ZM63 252H64V250L61 251V253H63ZM148 252H149V251H148ZM61 253H60V254H61ZM140 253H141V252H140ZM145 253H146V251H145ZM216 253H217V252H216ZM1 254H3V253L1 252ZM60 254H59V255H60ZM63 254H64V253H63ZM121 254H122V253H121ZM157 254H158V253H157ZM172 254H173V253H172ZM5 255H7V252L5 253ZM5 255H4V256H5ZM59 255H57L56 257H58ZM142 255H143V254H142ZM142 255H141V256H142ZM178 255H179V254H178ZM180 255H182L181 251H180ZM214 255H216V254H214ZM214 255H212V256H214ZM4 256H3V257H4ZM119 256H120V255H119ZM158 256H159V255H158ZM182 256H183V255H182ZM0 257H2V256H0ZM6 257H7V256H6ZM8 257H9V256H8ZM8 257H7V258H8ZM60 257H61V256H60ZM94 257H95V256H94ZM96 257H97V256H96ZM96 257H95V258H96ZM100 257H102V256H99V257L96 258V260H95V258H93V256H92V257L87 256V257H86V261H87L86 264H103L104 259H103V258L101 259ZM172 257H174V256H172ZM216 257H217V256H216ZM4 258H5V257H4ZM107 258H109V257L107 256ZM114 258H115V257H114ZM152 258H153V257H152ZM156 258H157V256H156ZM167 258H168V257H167ZM112 259H113V258H112ZM116 259H117V258H116ZM129 259H130V258H129ZM139 259H140V258H139ZM139 259H138V260H139ZM142 259H143V258H142ZM159 259H160V258H159ZM2 260H3V259L1 258V261H2ZM4 260H6V259H4ZM4 260H3V261H4ZM11 260H13V259H11ZM113 260H114V259H113ZM118 260H119V259H118ZM136 260H137V259H136ZM148 260H150V259H148ZM148 260H147V263H148ZM153 260H155V259H153ZM160 260H161V259H160ZM165 260H166V259H165ZM170 260H171V259H170ZM208 260H209V262H210V259H208ZM109 261L111 262V260H109ZM144 261H146V260H144ZM150 261H151V260H150ZM155 261H156V260H155ZM155 261L153 262L154 264H155ZM157 261H158V260H157ZM199 261H200V260H198L197 262L200 263V264H202V263L199 262ZM206 261H207V260H206ZM11 262H12V261H11ZM105 262H106V261H105ZM110 262H109V263H110ZM141 262H142V261H141ZM141 262H138V261H135V260H132V259H130V260H123V259H121V264H134V263H135V264H141ZM158 262H159V261H158ZM166 262H167V261H166ZM197 262H196V263H197ZM0 263H1V262H0ZM4 263H7V261H6V262L4 261ZM8 263H9V262H8ZM8 263H7V264H8ZM12 263H13V262H12ZM117 263H118V262H117ZM117 263H116V264H117ZM145 263H146V262H145ZM198 263H197V264H198ZM205 263H206V262H205ZM207 263H208V262H207ZM207 263H206V264H207ZM13 264H16V263H13ZM38 264H47V263L42 261L41 263H38ZM148 264H150V263H148ZM151 264H152V262H151ZM156 264H157V262H156ZM158 264H159V263H158ZM203 264H204V263H203Z\"/></svg>","mask_w":264,"mask_h":264}]
</instances>
